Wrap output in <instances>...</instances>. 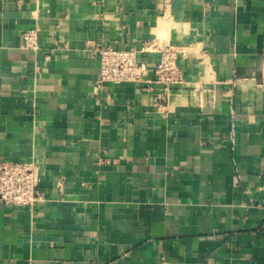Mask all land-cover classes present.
I'll return each mask as SVG.
<instances>
[{
    "label": "crops",
    "instance_id": "0c3cea01",
    "mask_svg": "<svg viewBox=\"0 0 264 264\" xmlns=\"http://www.w3.org/2000/svg\"><path fill=\"white\" fill-rule=\"evenodd\" d=\"M145 43L99 84L95 47ZM5 160L41 198L0 205V264H264V0H0Z\"/></svg>",
    "mask_w": 264,
    "mask_h": 264
},
{
    "label": "built area",
    "instance_id": "2783aa9c",
    "mask_svg": "<svg viewBox=\"0 0 264 264\" xmlns=\"http://www.w3.org/2000/svg\"><path fill=\"white\" fill-rule=\"evenodd\" d=\"M34 31L24 34L26 46L35 47ZM145 43L141 49L135 47L116 48L101 46L93 49L100 60L99 84H122L141 80L144 74L143 64L139 61V52L148 51ZM161 58L155 68L156 78L163 91L167 93L173 84L184 80V70L178 65L177 50L166 45L160 48ZM41 171L34 160H5L0 162V205L33 206L41 198L39 185Z\"/></svg>",
    "mask_w": 264,
    "mask_h": 264
}]
</instances>
